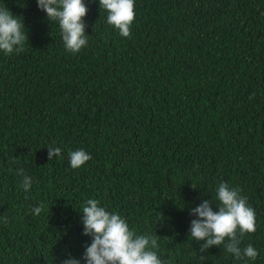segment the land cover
<instances>
[{"label":"trees","instance_id":"obj_1","mask_svg":"<svg viewBox=\"0 0 264 264\" xmlns=\"http://www.w3.org/2000/svg\"><path fill=\"white\" fill-rule=\"evenodd\" d=\"M83 2L88 43L72 53L36 0H0L28 37L0 50V264H84L88 199L157 234L167 264H264V0H134L130 37ZM78 149L91 159L74 169ZM220 182L255 210L240 244L255 260L190 236Z\"/></svg>","mask_w":264,"mask_h":264},{"label":"clouds","instance_id":"obj_2","mask_svg":"<svg viewBox=\"0 0 264 264\" xmlns=\"http://www.w3.org/2000/svg\"><path fill=\"white\" fill-rule=\"evenodd\" d=\"M38 8L43 10L49 21L58 22L64 47L72 53L79 52L88 43L85 33L84 17L87 7L83 0H36ZM99 7L107 12V23L119 31L122 37H130V26L135 18L134 0H99ZM22 20L4 7L0 9V50L5 54L23 51L28 37ZM48 147V160L61 154L59 147ZM91 159L83 149L69 152L72 168H79ZM23 188L30 190L32 180L23 175ZM195 187V186H193ZM217 210L213 211L208 200L190 211L197 218L190 222V236L201 243L200 252L213 245L223 246L238 260H255L258 252L253 245L241 248V240L246 233H254L255 210L247 203L238 189L231 188L225 182L216 187ZM39 215L41 206L31 209ZM83 234L91 237V243L83 253L84 264H167L157 250L158 235H137L129 229L127 221L116 212H109L96 199H88L80 210ZM158 219H162L160 213ZM157 219V220H158ZM62 264H81L80 260L69 256Z\"/></svg>","mask_w":264,"mask_h":264}]
</instances>
